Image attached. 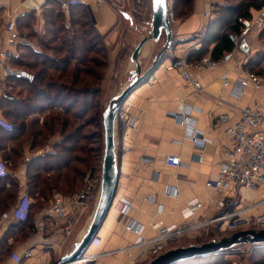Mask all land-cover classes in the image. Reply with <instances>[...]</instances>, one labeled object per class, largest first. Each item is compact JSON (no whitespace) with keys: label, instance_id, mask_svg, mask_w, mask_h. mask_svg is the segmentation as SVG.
I'll use <instances>...</instances> for the list:
<instances>
[{"label":"crops","instance_id":"obj_1","mask_svg":"<svg viewBox=\"0 0 264 264\" xmlns=\"http://www.w3.org/2000/svg\"><path fill=\"white\" fill-rule=\"evenodd\" d=\"M47 1L0 0V47L4 45L6 38L7 22L13 18L17 23L20 17L33 11L36 12L34 30L42 35L45 30L43 8ZM58 1L82 3L89 10L93 24L109 48L110 68L106 74L104 94L106 99L110 97L111 100L130 84L131 73L136 69V65L131 62V57L126 60L125 55L121 56L123 64L120 66L117 64L121 46L126 47L128 43L126 31L132 29L135 24L134 20L132 23L123 16V13H127L134 19L133 13L128 8L131 1L104 0L102 5H99L97 0ZM217 1L218 11L215 12L212 22L218 18L220 6L225 5V0ZM207 2L208 0L195 2L186 0L178 4L177 19L181 22L177 28L173 29L175 30L173 32L182 43L173 51L174 58H179L184 51L190 54L201 47L196 45L193 35L206 30L204 12ZM71 8L72 6L68 12L62 9L67 24H70ZM259 11L252 9L251 18L256 17ZM261 33L262 31H255L250 38L249 51H235L231 62L210 71L192 69L191 73L200 82L201 90L187 85L179 70L168 69L169 62L166 60L133 92L128 100L129 117L135 118L137 124L134 129H116L119 179L112 206L87 252L90 255H100L95 264H131L130 254L136 251L120 252L137 241V236L126 230V223L132 220L143 225L144 236L152 237L154 232L150 226L154 222L162 220L167 226L182 224L184 219L181 211L190 201L196 199L203 203V208L196 216V220H211L222 212L232 213L247 209L246 214L252 219L264 214V187L259 191L232 188L227 197V207L223 211H215L212 204L218 197L212 189L206 187L209 181L218 177L221 165L227 161V152L233 148L227 129L239 119L241 110L255 106L264 110V87L255 89L249 86L241 90L239 86L244 78L243 71L248 70L246 64L257 51L256 43L259 42ZM20 41L29 43L35 51H41L26 40ZM156 44L150 41L140 54L139 62L143 72L149 69L155 60L153 50ZM135 45L136 41L133 47ZM224 75L228 76L229 81L226 87L223 86L222 81ZM5 82L0 70V100L4 96L12 97L7 91ZM186 109L190 112L191 125L208 141L205 147L197 146L189 138L185 124H179L171 116L173 113L183 114ZM225 115L230 119L227 123H222L220 118ZM58 140L56 136L53 137L51 145L34 154L27 149L25 158L16 169L8 163L10 177L12 176L20 187L19 195L11 209L28 190L26 173L32 157L52 151L54 143ZM169 155L179 157L181 165L177 168L169 166L166 163V157ZM2 157L3 152H0V158ZM167 189L176 190L177 197L168 196ZM127 202L131 205V210L125 216L123 210ZM32 204L31 221L27 224L14 222L2 232L1 240L12 228L9 231L10 235L2 242L0 241V246L6 255L2 264H15L12 259L13 254L23 256L26 252H31V257L23 259L21 264H58L82 239L97 205L91 206L79 218L73 233L68 236L65 233V221L46 215L51 203L41 209L36 208V200L33 199ZM157 205H164L161 216L157 215ZM34 217L39 218L42 230L35 228ZM21 224L22 226H19ZM18 227H22V230H18ZM214 230L215 227L211 226L205 232H208V236L211 233L214 235ZM203 232H196L184 242H187L189 238L208 237ZM184 245L190 244L184 243L182 246ZM145 261L142 259L137 264H144Z\"/></svg>","mask_w":264,"mask_h":264},{"label":"trees","instance_id":"obj_2","mask_svg":"<svg viewBox=\"0 0 264 264\" xmlns=\"http://www.w3.org/2000/svg\"><path fill=\"white\" fill-rule=\"evenodd\" d=\"M263 7L264 0H225V5L220 6L218 18L210 24L201 47L189 54V61L197 62L208 55L218 60L224 53L232 52L234 47L229 33L240 32L239 19L251 18L252 9L259 11ZM43 19L45 30L42 35L34 30L35 11L23 15L16 23L20 40L34 44L41 51H35L26 42L20 41L17 45V55L12 64L33 72L35 81L15 78L5 82L12 97L1 98L0 111L13 128H0V152H3L1 159L16 169L25 158L27 149L34 154L45 149L55 135H61L52 151L32 157L27 167V193L32 201L44 203L43 207H46L55 194L70 196L80 191L87 170L93 174L100 172L101 159H98V155L103 157L102 149L99 153L97 149H91L92 136L83 132L86 127L94 125L96 117L98 120L103 114L100 105L101 82L106 77V63H102L101 71L96 73L93 67L98 68L99 61L89 56L108 57V50L92 22L89 10L82 3L72 5L70 24H67L62 3L48 0L43 8ZM263 36L264 30L260 37ZM100 42L104 46L102 49H99ZM48 51L53 52V57L49 56ZM253 66H261L258 58H252L246 64L248 70ZM66 75L71 77L73 88L63 82H68ZM262 75L264 77V69ZM76 122H81V125L74 127ZM73 127L76 128L74 131ZM19 192V184L11 180L10 175L0 179V217L10 211ZM29 221L31 218L23 223ZM11 229L2 240L10 235ZM18 230L21 231L22 227H18ZM213 234L209 235L211 237L207 234L209 239L206 241L227 235L219 231ZM203 238H189L188 242L203 244L206 242ZM252 248L253 254L260 258L254 264H264V245H253ZM227 253L224 251L178 264H231L225 259ZM5 257V251L0 246V264Z\"/></svg>","mask_w":264,"mask_h":264},{"label":"built area","instance_id":"obj_3","mask_svg":"<svg viewBox=\"0 0 264 264\" xmlns=\"http://www.w3.org/2000/svg\"><path fill=\"white\" fill-rule=\"evenodd\" d=\"M99 5L104 0H97ZM77 2L64 3L63 10L68 12L70 6ZM217 0H208L205 4L204 17L206 19V30L193 35L196 39V45H201L204 41L208 28L212 23L215 12L218 11ZM240 32H231L228 37L232 43L234 50L225 53L220 59L214 60L210 55L204 57L197 62H190L188 59V51H184L179 58H174L173 53L169 54L166 60L169 62L168 69H176L182 73L187 85H191L197 90H201L202 86L198 80L193 77L192 69L199 71H210L220 65L231 62L234 58L235 51L242 50V47H249L251 35L259 30H264V7L258 12L256 17L240 18ZM6 38L4 45L0 47V70L3 80L8 79H25L29 82L35 81V75L26 70L19 69L12 64L16 57L17 45L20 42V36L17 31L16 21L11 18L5 26ZM244 78L239 83L240 89L244 90L249 86L255 89L264 87V81L257 74L249 70L243 71ZM223 86H228V76L222 77ZM239 96V95H238ZM240 97V96H239ZM190 112L188 109L183 114L173 113L171 116L179 123L187 127L189 138L197 145L205 147L208 141L202 137L196 129L191 125ZM120 121L123 122V129H134L136 127V119L129 117V111L123 112ZM229 116L225 115L220 118L222 123L229 121ZM118 120V118H117ZM0 128L11 130L13 126L0 114ZM230 135L233 148L227 152V161L220 167L218 177L209 181L206 187L212 189L217 195V200L212 206L215 211H223L227 207V197L232 188L250 189L259 191L264 187V110L259 107H250L241 110L239 119L227 129ZM166 163L171 167H179L181 160L177 156L169 155L166 157ZM10 175L8 164L0 158V179H4ZM96 179L91 174L84 177V188L70 197L65 198L60 194H55L52 202L47 210L48 217H58L65 221V233L70 236L74 227L78 224L79 218L87 212L91 206H95L99 200L100 187H97ZM167 195L177 197L176 190L167 189ZM150 201L153 202L152 199ZM264 201V197H263ZM255 206V205H254ZM32 200L28 193L19 198L18 202L7 214L0 217V241L1 234L6 231L14 222L23 223L31 218ZM203 208L200 200L190 201L181 211L184 222L182 224H173L167 226L162 220L154 222L150 229L154 232V236L145 237L144 227L132 220L126 223V230L137 236V241L128 249L122 252L131 253V264H137L142 259L157 258L158 256L179 247V244L186 240L196 232H205L209 227L214 226L215 232L237 233L239 231L250 229H264V214L256 219L249 217L246 212L234 211L232 213L222 212L211 220H196V216ZM131 205L127 202L123 210V214L127 216L130 213ZM164 212V205H157V215L161 216ZM35 228L42 230L39 225V218L34 220ZM220 238L216 239L219 240ZM31 257V252H26L23 256L13 254L12 259L15 264H21L22 260ZM100 255H90L86 253L83 258L76 264H95Z\"/></svg>","mask_w":264,"mask_h":264},{"label":"water","instance_id":"obj_4","mask_svg":"<svg viewBox=\"0 0 264 264\" xmlns=\"http://www.w3.org/2000/svg\"><path fill=\"white\" fill-rule=\"evenodd\" d=\"M123 16L133 23V19L129 14L123 13ZM163 35L166 38L163 49L156 55L152 66L143 72L139 62L142 50L150 41L158 43ZM173 37L174 32L170 21L169 0H152L151 31L136 46L132 53L131 62L136 65V69L131 73L130 84L110 100L103 112L104 157L101 171V191L96 209L82 239L58 264H76L79 262L88 252L102 227L114 201L119 179V160L116 151V122L121 105L166 60L164 54L173 47ZM242 51L248 52L249 47H242ZM241 245H264V229L239 231L219 240L215 239L203 244L178 247L158 256L149 264H178L201 257L213 256Z\"/></svg>","mask_w":264,"mask_h":264},{"label":"rangeland","instance_id":"obj_5","mask_svg":"<svg viewBox=\"0 0 264 264\" xmlns=\"http://www.w3.org/2000/svg\"><path fill=\"white\" fill-rule=\"evenodd\" d=\"M130 1H131L130 2V6L128 7L130 10L129 9L128 10L133 13V16H134L133 20H134L135 24H134L132 29H128V31H126L127 32L126 33V39H128V43L126 42L127 43L126 47L125 46H121V49H120V52H119V57H118L119 61H117V64L119 66L123 64L122 61H121V56L125 55L124 58L126 57V60H127V58H130L132 56V53L134 52V50L136 48V45L138 43H140L148 35V33L151 31L152 0H130ZM195 1L196 0H194V2ZM183 2H186V0H169L170 21H171V25H172L173 29L177 28L178 24L181 22L179 19H177V17H178L177 7H178V4H182ZM63 4L64 3H62V9H63ZM0 22H1V16H0ZM173 31H175V30H173ZM194 39H197V38H194ZM102 40H103V42L105 44L106 49L109 52V48H108L107 44L105 43L103 38H102ZM165 40H166L165 35H163V37L160 39V41L155 45V48L153 50V52H155V57L163 49L164 44H165ZM135 41H136V45H135V47H133V44H134ZM258 41L259 42L256 43L257 51L254 53V55L250 59H252V58L257 59L258 58L259 63H260L261 66L260 67H254L253 66V68H250L249 71L257 74L260 78H262L263 77L262 69H264V36L260 37ZM181 43L182 42L177 39L176 33L174 32L173 47L169 51H167L164 54V56H166V58L169 57V54L173 53V51L175 49L180 47ZM102 47H104V46L102 45V42H100L99 49H102ZM47 53L49 54L50 57H53V52L48 51ZM173 55H174V53H173ZM92 57H93V59H95V61H97V62L99 61L98 68H94L95 66L93 67V69H95L94 71L96 73H99L101 71V67H100L101 64L102 63H104V64L106 63V67L104 68V71H106V74H107L108 70L110 68L109 67V64H110L109 63V58L106 55L105 56L104 55H100V56L90 55L89 56L90 59ZM94 57H96V58H94ZM140 65H141V63H140ZM120 70H121V67L119 68V71ZM142 70H143V68H142ZM29 73L34 75L33 72H29ZM66 78H67L68 82L64 81V80H63V82L66 83L67 86L70 85L68 87L73 88V84H71V82H70V78L71 77L69 78V75H66ZM105 79H106V77H105ZM87 81H89V79ZM263 81H264V79H263ZM88 84H90V83H88ZM104 85H105V80H104V82H101V96H100V98H101L100 99L101 113H103L105 111L107 105L110 102V97L107 98V99L105 97ZM7 91L9 92V90H7ZM132 94L121 105V109H120V112H119L120 115L123 112H125V111H130V104H129L128 100L132 96ZM14 96H16V94ZM46 115H49V114L46 113ZM102 116H103V114H101V116L98 117V120H97V117H96L94 125L86 127L83 133L88 135V136H92L91 149H94V150L97 149L98 153H99V150L102 149L103 157H104V128H103V118H102ZM44 117H46V116H44ZM117 118H118V120L116 122L117 123V130H120L123 127V122L120 121L121 119H120L119 114H118ZM79 123L76 122L74 127H78L79 125H81V122H79ZM74 127L72 128V131H74L73 129H76ZM70 130L71 129H69L68 131H70ZM55 136L57 137V139H59V140L61 139V135L60 134L55 135ZM51 141H52V139L50 140V144L49 145L52 144ZM93 155H92V158H91L92 163H94V159H93L94 156ZM103 157L100 158L99 155H98V159L99 160L101 159L100 160L101 165L98 168V170H100V172H98L97 174H95V173L93 174L91 172V170H87V172L85 171L86 172L85 176L88 175V174H91L93 179H96V181H98L97 182V187L98 186L100 187V184H101V171H102ZM12 179L14 180V178L11 176V180ZM83 187H84V179H83ZM83 187H82V190H83ZM79 190L80 191H78V192L82 191L81 188ZM100 191H101V187H100ZM27 192H28V190H27ZM78 192H76V193H78ZM76 193H74V194H76ZM74 194H72V195H74ZM72 195H70V196H72ZM70 196H65V198L70 197ZM99 197H100V195H99ZM52 198L53 197H51V199L49 200V204L52 202ZM43 204L44 203H41V204L39 203V204H36L35 206H36L37 209H41L44 206ZM35 219H36V217H34L33 221ZM233 234L234 233H232V234L227 233L226 236H222L220 238L227 237V236H230V235H233ZM209 237H211V236H209ZM209 237L203 238L204 239L203 241L208 240ZM213 240H215V238ZM184 241L179 244V247H182V245L184 243L191 244L188 241L187 242H184ZM206 242H209V241H206ZM193 244H195V243H193ZM226 252H228V253H227L225 259H226V261L230 262L231 264H254V263H257L260 260V258H258L257 256H255L253 254L252 245H241V246L235 247V248H233L231 250H227ZM145 260L146 261L144 262V264H149L153 260V258L145 259Z\"/></svg>","mask_w":264,"mask_h":264}]
</instances>
